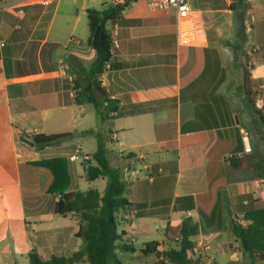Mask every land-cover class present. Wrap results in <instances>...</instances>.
Listing matches in <instances>:
<instances>
[{"label": "crops", "instance_id": "crops-1", "mask_svg": "<svg viewBox=\"0 0 264 264\" xmlns=\"http://www.w3.org/2000/svg\"><path fill=\"white\" fill-rule=\"evenodd\" d=\"M127 1L0 0V240L18 239L44 259L80 250L81 222L54 213L53 175L32 163L66 159L69 190L86 191L95 182L85 188L86 160L97 140L78 135L37 147L26 142L31 135L111 133L108 158L123 173L125 197L134 205L116 220L136 251L150 242L167 250L189 221L198 227L196 245L224 253L233 221L264 202V181L247 165L264 155V125L242 87L246 52L256 107L264 114V0H191L206 24L201 47L178 43L173 9L130 2L108 25L112 58L101 83L119 109L101 124L93 104L76 100L68 76L97 56L88 44L87 10ZM232 63L241 77L230 75ZM240 128L250 133V153ZM130 211L136 215L129 218Z\"/></svg>", "mask_w": 264, "mask_h": 264}, {"label": "trees", "instance_id": "trees-1", "mask_svg": "<svg viewBox=\"0 0 264 264\" xmlns=\"http://www.w3.org/2000/svg\"><path fill=\"white\" fill-rule=\"evenodd\" d=\"M129 0L124 4L102 5L101 9H88L90 36L88 44L96 51V59L89 68L80 67L74 71L72 89L79 103L93 104L104 123L113 116L110 113L119 109L118 101L110 99L108 92L102 86L99 78L106 73L107 64L112 58L113 34L108 25L119 20L128 7ZM240 3L243 0L239 1ZM247 17H245L246 19ZM246 51V50H245ZM242 57L244 93L253 106L257 118L264 125V114L257 109L258 96L254 91L249 77V66ZM78 135H94L97 140V149L86 160L84 179L93 182L98 179L105 181L103 192L97 189L86 191H70V175L67 162L64 158H54L32 163L51 171L53 182L48 190L57 197L54 213L62 217H75L80 219V228L77 237L83 241L80 250L69 257L52 256L44 259L37 252L29 254L31 264H121L117 258V251L135 253L131 242L124 241V232H117L116 215L123 209L134 207L125 197L126 185L123 173L119 168L113 167L108 158V144L112 143L111 133L100 130H89L79 134L65 132L54 135L37 134L31 141L37 147L58 146L63 142L71 141ZM252 174L264 181V155L248 162ZM244 218L248 221L245 227L236 219L233 221V234L241 243L242 254L250 260V264H259L264 261V202H256L247 209ZM198 234V227L189 221H184L180 230V240L176 241L170 249L159 251L158 242L145 244L141 251L143 256L153 255L156 264H200L192 255L196 243L193 237Z\"/></svg>", "mask_w": 264, "mask_h": 264}, {"label": "rangeland", "instance_id": "rangeland-1", "mask_svg": "<svg viewBox=\"0 0 264 264\" xmlns=\"http://www.w3.org/2000/svg\"><path fill=\"white\" fill-rule=\"evenodd\" d=\"M215 35L210 34V37L213 38ZM230 75L239 78L242 76V69L239 66H234L233 63L230 65ZM104 180L98 179L95 182L91 183L92 188L98 190H103ZM90 183L85 182V188H88ZM83 191V190H82ZM244 218V216H243ZM59 219H63L59 217ZM241 219V218H239ZM238 219V220H239ZM237 220V219H236ZM245 222L243 226L248 225V221L244 218ZM118 234L121 232L117 224ZM162 237L158 236L157 238ZM30 242H34V247L38 248L37 241L35 237H32ZM83 243V241H82ZM175 242L174 244H177ZM173 244V245H174ZM136 246L139 248L141 246V241L136 243ZM224 247L226 252L224 253H215L214 249H208L204 252L205 257L207 258V264H250V260L244 257L242 254L241 243L236 239L233 233H230L225 239ZM72 247L67 250H63L61 253H71ZM169 247L168 249H170ZM31 253V252H30ZM26 248V244L19 242L18 239H2L0 240V264H31L30 263V254ZM117 258L121 264H156L157 259L155 256H143L140 250H137L135 253L121 252L117 251ZM15 262V263H14ZM83 264V263H78ZM259 264H264V261L259 262Z\"/></svg>", "mask_w": 264, "mask_h": 264}, {"label": "built area", "instance_id": "built-area-1", "mask_svg": "<svg viewBox=\"0 0 264 264\" xmlns=\"http://www.w3.org/2000/svg\"><path fill=\"white\" fill-rule=\"evenodd\" d=\"M126 1V0H121ZM147 6L151 11H159L163 9H173L175 12V27L177 33L178 43L182 46L189 47H201L206 42V24L204 16L201 10L196 9L192 6L191 0H146ZM5 45L4 42L0 41V47ZM67 65H62L61 71L64 76L67 75ZM106 69H109L107 64ZM103 76V75H102ZM102 76L99 78L101 81ZM69 81L74 83V78L71 74L68 76ZM75 92H73L74 94ZM116 112L110 113V116L115 117ZM28 134V133H27ZM240 134L242 141L245 144V153L251 152L249 145L250 133L245 128H240ZM32 137L34 135H31ZM79 158V153L72 155L70 160L74 161ZM136 215V211H130V217ZM237 220L241 225H244L243 216ZM205 249L202 246L195 245L192 250L193 257L200 262V264H207V258L204 255Z\"/></svg>", "mask_w": 264, "mask_h": 264}, {"label": "water", "instance_id": "water-1", "mask_svg": "<svg viewBox=\"0 0 264 264\" xmlns=\"http://www.w3.org/2000/svg\"><path fill=\"white\" fill-rule=\"evenodd\" d=\"M32 145H34L33 143H31Z\"/></svg>", "mask_w": 264, "mask_h": 264}]
</instances>
